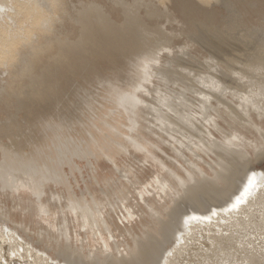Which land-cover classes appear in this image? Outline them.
<instances>
[{"label":"bare ground","instance_id":"obj_1","mask_svg":"<svg viewBox=\"0 0 264 264\" xmlns=\"http://www.w3.org/2000/svg\"><path fill=\"white\" fill-rule=\"evenodd\" d=\"M195 1L206 8L194 0H0V61L17 46L23 53L0 75V264H183L207 252L203 242L237 264H264L261 232L243 239L264 230V186L224 211L249 176L264 177V0ZM191 43L223 53L224 64L206 56L192 71L181 56ZM164 50L170 59L160 64ZM153 74L165 93L146 88ZM106 101L124 114L114 117ZM36 105L61 120L28 132ZM17 215L20 223L10 219ZM40 222L47 226L31 235L29 224Z\"/></svg>","mask_w":264,"mask_h":264},{"label":"rangeland","instance_id":"obj_2","mask_svg":"<svg viewBox=\"0 0 264 264\" xmlns=\"http://www.w3.org/2000/svg\"><path fill=\"white\" fill-rule=\"evenodd\" d=\"M235 1V0H234ZM236 1H239V0H236ZM194 2H196L198 5H200L201 7H203V8H206V5L207 4H205V5H203L201 2H199V1H195L194 0ZM214 2L215 1H212L210 4H212L213 5V7H216V9L218 8V6H217V3H216V5L214 4ZM168 3V2H167ZM166 3V6H168L169 4H167ZM210 6V5H209ZM209 6H208V8H209ZM220 10V9H219ZM218 10V20H217V23H220L221 22V20H222V17H223V15L225 14V10H222V11H219ZM221 12V13H220ZM223 13V14H222ZM221 15V16H220ZM166 25H167V27H166V29H168L169 30V28H170V25H171V23H166ZM173 26L174 27H178L179 26V23H176V22H173ZM59 28H57L55 31H57ZM8 36H12V35H8ZM181 38V37H180ZM207 39H208V41L209 40H213L212 38H210V37H207ZM207 41V40H206ZM208 41H207V43H208ZM211 42V41H210ZM210 42H209V44H210ZM215 42V41H214ZM214 42H212V46L214 45V47H215V45L217 46L218 44H216V42H215V44H214ZM206 44H204V45H200V44H198V43H191V44H188L187 46H186V48H185V50H184V54H182L181 56H182V59H184V60H182L184 63H185V66L186 67H188L189 69L191 68V70L192 71H196L195 69H197V71H198V69H199V71H200V68H202V61L204 60V58L206 57V56H210V57H212V55H213V57H217V60L218 59H221V60H218L219 62L221 61V64L223 63L224 64V59H223V62H222V58H223V53H218V52H214L213 51V49H211L210 50V48L211 47H209L208 46V48H207V46H205ZM210 45V46H211ZM200 46H204V47H206V49H207V51H204L203 49H205V48H202V47H200ZM219 46V45H218ZM217 46V47H218ZM188 47H190V48H188ZM224 46H222V48H223ZM171 49V48H170ZM173 49V50H172ZM171 50L173 51V52H171V54L169 55V53H167V51L166 50H164V51H162L161 53H160V59H159V63L160 64H162L163 63V59L164 58H167V60H169L170 59V57L171 56H173V55H175L176 53L178 54V52L176 51V52H174L175 51V48H172ZM208 49H209V51H208ZM226 50L227 48L225 47V48H223V49H221V50ZM189 51V52H188ZM224 52V51H223ZM226 52V51H225ZM212 53V54H211ZM216 53V54H215ZM8 56H6L5 57V61H0V75L1 74H5V73H8V71H10V70H13V69H16V67H18L19 66V61H20V55L19 54H23L22 53V46H17L16 47V50H9L8 51ZM188 54V55H187ZM209 54V55H208ZM223 54V55H222ZM170 57H169V56ZM183 55H185V56H183ZM190 55V56H189ZM217 55V56H216ZM192 56V57H191ZM184 57V58H183ZM194 57V58H193ZM212 57V58H213ZM220 57V58H219ZM188 61H187V60ZM178 62L180 61V60H177ZM182 61H180V63H182L183 65H184V63L182 62ZM166 62H168V61H166ZM159 63H154L153 65L155 66H158V64ZM194 63V64H193ZM201 63V64H200ZM220 64V63H219ZM188 65V66H187ZM189 66H192V67H189ZM195 66V67H194ZM198 66H201V67H199L198 68ZM197 67V68H196ZM154 74H155V70H154ZM153 74V75H154ZM131 76H133V73H131L130 74ZM6 77L5 76H3V77H0V82L3 80V79H5ZM153 80H152V84L153 85H150L149 86V84H147V85H145L146 86V88L147 89H150V90H152L153 88H155V87H160L159 89H162V92H164L163 90H166L165 89V86H166V83L165 84H163V83H161V84H159V85H155V84H158V83H160L159 82V80H158V78H157V76L156 75H154L153 76V78H152ZM156 80V81H155ZM170 80H172L171 82L169 81V83H173L174 82V79H170ZM158 81V82H157ZM167 82V81H166ZM119 86H122L123 88H128L129 87V85H127V84H121V85H119ZM128 86V87H127ZM41 90H43V91H45V89H46V87H41L40 88ZM89 90H91L92 92H94V91H96L93 87H89L88 88ZM166 92V91H165ZM164 92V93H165ZM82 95V96H81ZM84 95L82 94V93H79V95H78V97L77 98H79V100L77 99L76 101H75V106L77 107V108H80L81 107V102H80V100H81V98L83 97ZM162 97H164V96H162ZM145 100H147V102H148V104L150 105V106H158V104H159V100L157 99V98H155V97H153V96H151V95H149V96H147L146 98H145ZM33 102V101H32ZM74 102V101H73ZM97 102V103H96ZM94 104H93V107L96 105H98V101H96ZM103 104V107H105V110H107L108 112H113V115H114V117H118L119 115H123L124 113H123V111H122V109L121 108H119L118 106H117V104H115L113 101H111V102H109V101H106V102H104V103H102ZM38 105H36L35 107L36 108H34V110H32V114L30 113V114H28V119H30V120H28V121H26L27 122V125L25 124V126H24V129H26V128H30L29 129V131L28 132H31V133H34L35 132V130L36 131H38L39 129H40V131H38V132H41V131H43V126L45 125V123L46 122H48V121H53V120H55V122H57V121H59V120H61V119H59V118H62V116L60 115L59 117L58 116H55V110H53L52 108H47L45 105H41V106H38ZM52 112H51V111ZM13 112H20L21 114H25V111H23L19 106H14V108H13V110H12ZM88 110L86 109V111L85 110H80V113H79V117H80V119H81V122H83L82 124H86L87 123V118H88V114H89V112H87ZM117 111H119V112H117ZM144 111H146V110H144ZM121 112V113H120ZM21 114H19L21 117H23V115H21ZM48 114V115H47ZM30 115V116H29ZM42 116V117H41ZM30 117H32V119L30 118ZM48 119V120H47ZM52 119V120H51ZM31 121V122H30ZM28 122H30V124L28 123ZM73 122H75V121H73ZM23 123V122H22ZM36 123V125H34ZM29 124V125H28ZM32 124V125H31ZM80 128V127H79ZM27 129V130H28ZM27 130H25L26 132H27ZM93 130L94 131H96V128L95 127H93ZM76 142V143H75ZM78 142V140H76V139H74V141H73V143H75V144H78L77 143ZM80 145H82V144H80ZM139 165L138 164H136V167H135V169L136 170H141V167L139 168L138 167ZM3 204V205H2ZM1 204V206H6V210L8 211L9 209H10V211L12 212V210H11V208H12V204H10L9 203V206H7V203L6 204H4V202ZM9 207V208H8ZM21 218H22V216H20V215H17V216H12L10 219H12L13 221H17L18 223H20L21 222ZM22 221H23V218H22ZM28 221V220H27ZM118 222V221H117ZM119 223V225H121L120 224V222H118ZM0 224H2V219H0ZM29 224V223H28ZM27 224V225H28ZM10 226H12V224H9ZM32 225V226H31ZM29 224V226H28V230H30L31 232V235H33V234H36V230L38 231L39 229H41L42 228V230H43V228H45V226H47V225H44L42 222H40L38 225H36V224ZM35 225H36V227H35ZM27 227V226H26ZM33 228V229H32ZM38 228V229H37ZM35 229V230H34ZM260 227H256V231H254V230H252V229H250L249 230V232H250V234H247V235H245L244 237H243V239L246 241V242H250L251 240H254V239H256V233H262L264 230L263 229H260ZM1 228H0V232H1ZM261 230H263V231H261ZM33 231V232H32ZM35 232V233H34ZM259 234L258 235V240H260L259 238H261V239H263L264 238V233H262V234ZM223 234H225V233H223ZM258 240H256V242H255V245L256 246H259V245H257L256 243H259L258 242ZM246 242H245V244H246ZM253 242V243H254ZM72 243H74V241H72ZM203 244H205L204 245V250H207V252L210 250V252H206L205 254L202 252V254H203V256H202V254H201V251H199L198 252V256L197 255H194V256H192L191 254L190 255H188V256H186V259H184V261H183V264H237L238 263V261L236 262V261H233L232 259H234L233 257L231 258V257H229V256H227L226 255V250H224V249H216V248H212V249H210L211 248V246L210 245H208V243H205V242H203ZM251 245H248V247H250ZM39 248H41V247H39ZM194 248V247H193ZM209 249V250H208ZM216 251H219V252H216ZM231 251V250H230ZM229 251V252H230ZM232 252V251H231ZM1 253L2 254H4V256H5V258H7V256H6V249H2L1 250ZM190 253H194L195 254V252H192V251H190ZM197 253V252H196ZM216 253V254H215ZM222 253V254H221ZM213 254H215V255H213ZM223 255L222 257H224L223 259H222V257H221V255ZM39 255H41L40 253H36V256H39ZM212 255V256H211ZM207 256V257H206ZM209 256V257H208ZM214 256V257H213ZM221 257V259H220V257ZM204 257H206V258H204ZM228 257L229 258H231V259H228ZM8 258H12V259H14V255L12 254V255H10ZM38 261H40V260H38ZM7 262L8 261H6L4 264H7ZM42 262V261H41ZM45 263V262H44ZM27 264V263H26ZM43 264V263H42Z\"/></svg>","mask_w":264,"mask_h":264},{"label":"snow or ice","instance_id":"obj_3","mask_svg":"<svg viewBox=\"0 0 264 264\" xmlns=\"http://www.w3.org/2000/svg\"><path fill=\"white\" fill-rule=\"evenodd\" d=\"M153 60L155 57L152 58ZM149 62H152L151 60ZM264 186V177H261L260 184H257V177L255 174L251 175L248 177L247 184L244 187L243 191L240 193V195L236 196L235 201L230 203L227 208L224 209V211L227 212H232L236 211L240 208V206L246 202L247 198L253 194V189L256 187H262ZM216 213L213 212L212 215H215ZM189 219L195 220V219H200L198 217H191ZM204 219H208V217H204ZM185 224L188 223V219H186Z\"/></svg>","mask_w":264,"mask_h":264}]
</instances>
